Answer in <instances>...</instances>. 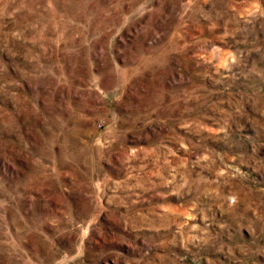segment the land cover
I'll return each instance as SVG.
<instances>
[{"label":"rangeland","instance_id":"obj_1","mask_svg":"<svg viewBox=\"0 0 264 264\" xmlns=\"http://www.w3.org/2000/svg\"><path fill=\"white\" fill-rule=\"evenodd\" d=\"M0 264H264V0H0Z\"/></svg>","mask_w":264,"mask_h":264},{"label":"built area","instance_id":"obj_2","mask_svg":"<svg viewBox=\"0 0 264 264\" xmlns=\"http://www.w3.org/2000/svg\"><path fill=\"white\" fill-rule=\"evenodd\" d=\"M100 126H102V124H100Z\"/></svg>","mask_w":264,"mask_h":264}]
</instances>
